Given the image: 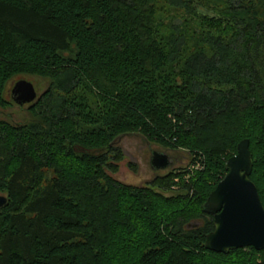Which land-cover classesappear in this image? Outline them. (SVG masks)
Instances as JSON below:
<instances>
[{
  "label": "trees",
  "instance_id": "1",
  "mask_svg": "<svg viewBox=\"0 0 264 264\" xmlns=\"http://www.w3.org/2000/svg\"><path fill=\"white\" fill-rule=\"evenodd\" d=\"M27 77L49 84L0 121V264H264L206 250L204 211L242 140L264 207V0H0V108ZM127 135L189 163L121 183Z\"/></svg>",
  "mask_w": 264,
  "mask_h": 264
},
{
  "label": "water",
  "instance_id": "2",
  "mask_svg": "<svg viewBox=\"0 0 264 264\" xmlns=\"http://www.w3.org/2000/svg\"><path fill=\"white\" fill-rule=\"evenodd\" d=\"M38 95L34 85L27 80L16 81L10 98L19 107L30 105ZM168 155L152 152L150 166L154 171L170 167ZM226 174L209 194L204 211L213 217V231L205 238L208 251L227 254L242 248L264 250V207L258 191L250 180L252 157L249 141L242 140L237 152L226 161ZM6 198L0 196V208Z\"/></svg>",
  "mask_w": 264,
  "mask_h": 264
},
{
  "label": "rangeland",
  "instance_id": "3",
  "mask_svg": "<svg viewBox=\"0 0 264 264\" xmlns=\"http://www.w3.org/2000/svg\"><path fill=\"white\" fill-rule=\"evenodd\" d=\"M29 82L39 96L43 93L49 81L37 77H27ZM15 82H10L6 86L4 98L11 103L7 108H0V121H7L12 124H19L30 120L27 112V106L19 107L11 101L10 91ZM118 145L122 149L123 159L118 163L117 173L109 175L121 183L134 185L138 187L147 186L150 181L157 175H166L174 169H182L187 167L189 163V155L184 151H166L158 146L147 142L139 135H127L118 140ZM160 152L168 155L171 161L170 167L162 171H154L150 166V157L152 152ZM50 173L47 174L49 178Z\"/></svg>",
  "mask_w": 264,
  "mask_h": 264
}]
</instances>
